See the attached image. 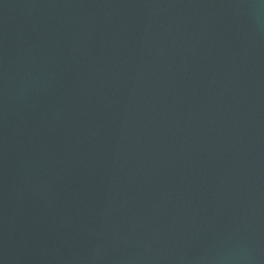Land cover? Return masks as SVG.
<instances>
[{
  "label": "water",
  "instance_id": "1",
  "mask_svg": "<svg viewBox=\"0 0 264 264\" xmlns=\"http://www.w3.org/2000/svg\"><path fill=\"white\" fill-rule=\"evenodd\" d=\"M0 264H264V0H0Z\"/></svg>",
  "mask_w": 264,
  "mask_h": 264
}]
</instances>
